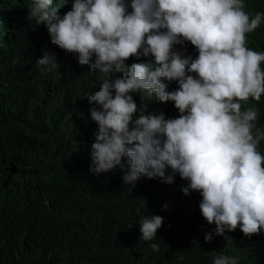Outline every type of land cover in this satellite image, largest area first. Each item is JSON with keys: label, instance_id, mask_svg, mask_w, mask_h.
<instances>
[{"label": "clouds", "instance_id": "1", "mask_svg": "<svg viewBox=\"0 0 264 264\" xmlns=\"http://www.w3.org/2000/svg\"><path fill=\"white\" fill-rule=\"evenodd\" d=\"M52 5L32 0L28 16L47 28L63 59L76 54L79 65L104 77L84 97L98 126L89 172L119 168L127 185L142 177L171 184L179 175L184 195L199 193L200 213L216 235L238 226L248 238L264 233V131L256 126L258 109L243 107L264 95V51L246 46L264 13L250 16L245 0H72L63 16ZM50 52L35 62L59 70ZM129 57H151L152 64L126 66ZM140 92L172 102L177 117L146 114L133 99ZM162 223V216H145L140 239L153 240ZM212 264L238 259L218 254Z\"/></svg>", "mask_w": 264, "mask_h": 264}, {"label": "trees", "instance_id": "2", "mask_svg": "<svg viewBox=\"0 0 264 264\" xmlns=\"http://www.w3.org/2000/svg\"><path fill=\"white\" fill-rule=\"evenodd\" d=\"M71 3L53 0L52 7L63 16ZM31 7L32 0H0V264H212L218 254L264 264V233L248 238L238 226L216 235L200 213L199 193L184 195L179 175L171 184L142 177L127 185L119 168L89 172L98 126L84 97L104 77L79 65L76 54L63 59L47 28L28 16ZM244 10L264 13V0H245ZM49 46L59 70L35 62ZM246 46L264 51V22L247 34ZM133 63L151 65L152 58L125 62ZM133 99L146 114L178 115L172 102L144 92ZM250 106L264 131V95L243 105ZM258 151L264 155V140ZM153 215L163 217L161 228L153 240L140 239L139 223Z\"/></svg>", "mask_w": 264, "mask_h": 264}]
</instances>
